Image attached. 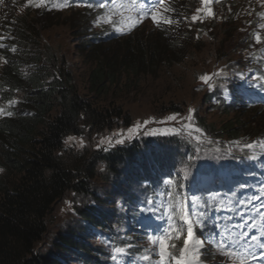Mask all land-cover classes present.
Returning <instances> with one entry per match:
<instances>
[{
  "label": "trees",
  "instance_id": "trees-1",
  "mask_svg": "<svg viewBox=\"0 0 264 264\" xmlns=\"http://www.w3.org/2000/svg\"><path fill=\"white\" fill-rule=\"evenodd\" d=\"M101 4L105 5L102 0H84L82 9L72 6L67 16L58 10L64 24H52L59 14L46 18L44 30L50 35L57 29L61 37L79 42L68 55L59 43L33 40L39 16L24 15L17 26L6 22L0 108L14 114H0V264H143L146 249L135 242L147 231L168 227L175 198L193 213L207 202L212 233H221L246 213L264 207V159L261 167H246L241 161L232 170L223 167L234 174L229 176L232 183L228 186L217 178L209 184L215 190L208 192L196 184L190 190L182 173L183 164L195 160L199 147L218 146L223 153L228 143H234L232 157L238 159L247 143L264 141V107L247 95H254V85L262 80L256 78L263 71L254 72L245 92L234 91L243 74L233 78L235 84L227 85L237 99L232 105L214 104L213 92L207 89L198 101L188 91L191 94L214 63L224 70L225 53L202 40L190 51L170 35L109 32V22L94 24L92 12L106 9ZM205 45L210 50L203 54ZM224 73L229 77L228 70ZM220 79L213 81V88ZM149 81L155 84L144 98L140 95L148 94L142 89ZM11 100L17 103L10 105ZM190 102L196 103L201 143L164 135L136 138L107 151L65 144L69 136L83 134L89 141L109 130L127 129L156 109L182 113ZM204 107L216 116L206 120L199 115ZM71 195L80 203L72 208V223L62 226L55 221L56 212L63 198ZM122 225L130 231L124 236L116 230ZM108 245L125 247L128 254H117L113 262Z\"/></svg>",
  "mask_w": 264,
  "mask_h": 264
},
{
  "label": "rangeland",
  "instance_id": "rangeland-1",
  "mask_svg": "<svg viewBox=\"0 0 264 264\" xmlns=\"http://www.w3.org/2000/svg\"><path fill=\"white\" fill-rule=\"evenodd\" d=\"M103 1L104 0H102V2ZM105 1H108L109 5L105 11L100 13L94 12V15H96V20L99 17V22L100 20L113 22L117 27L123 28L124 32L126 33L133 31L142 33V35L146 33L159 35L161 34L160 30H164L171 35V38H176V40L181 42L179 45L181 48L190 51H194L192 48L194 43H199L198 37L200 33L208 35L212 46L215 49L220 50L219 52L225 53L224 61L232 60V62L228 63L227 67L224 66L228 70L229 77L226 75L221 76L219 87L216 89L214 88L215 91L212 93L213 103L218 100L219 96H222L219 98L220 101L226 104L229 101H234L233 93L229 94L226 90V87L229 83H231L233 76H237L238 70L240 68L243 67L242 70L243 72L245 71L244 74L246 73L243 87H245L247 81L251 79V73H249L248 69H250V65L252 64L255 57L254 50L259 45L256 44L257 41L255 36H260V34L264 36V29L259 27L260 24L264 23V18L256 15V11H264V7H262L258 0H213V3L209 4L207 7L201 3V0H167L165 1V5L169 8V11L165 12L163 8L158 9V23L153 22L150 15L147 17H141V6L135 10L130 0ZM64 2L65 0H61L59 4H57L61 6L54 5L47 12L43 13V8L45 6L42 0H0V37H2V39H0V44H2L5 34L7 33L6 22L8 20H12V23H16L17 26L19 24L18 21L22 16L34 14L39 16V21L36 23L37 35L33 36V40H39V42L44 44L52 40V45L59 43L60 47L62 48L61 50L65 49L66 54L68 55V52L70 54L72 51L71 46L75 43H79L76 38L68 37L67 35H65L63 38L60 36L61 32H59L57 29H55V34L54 30H52V35L44 30V26L47 24L46 18L50 16H52V18L57 17L59 14L60 16L58 18L52 19V24L55 22L64 24L66 21L63 16L70 14L69 12L72 6H75L77 9H82L84 0H67L66 7L62 6ZM72 3L75 5H72ZM36 4H40L41 6L36 7ZM116 5H123L124 7L117 8ZM197 8L202 9V11L197 13ZM207 8L212 9V12L214 13L213 16H209ZM58 10L62 11L61 14L63 16ZM43 14L45 17L42 16ZM193 15H197L200 18L196 21H193L191 19ZM128 16H131L133 20L139 19V23L135 24L134 27H132L130 24H125L124 21ZM165 19L174 20L176 23H165ZM95 23L97 22L95 21ZM209 45H205L203 54L210 50V47H208ZM249 46L251 47L248 49ZM259 46L264 47V43H261ZM3 50H5V47L0 48V71L2 70L5 63ZM198 50L200 53H202V49ZM187 57L188 56H185V58ZM231 65H234V67H231ZM173 67L176 70H181L178 65H174ZM217 71L218 69H215L213 72H209L206 75L212 78V74ZM159 74L160 76L164 75L162 72ZM216 77L217 76H215V79ZM160 82L161 80L158 79L157 83ZM154 84L155 82H147L142 90H145L148 92V94H141L140 96L148 98L150 95L149 91H151L150 88ZM206 85L207 84L204 81L200 80L196 91H194L193 88L191 90V94L190 91H188V94L190 96L193 94V97L200 101L202 98L201 95L207 89ZM237 89H239V87ZM143 101L146 102L147 100L143 99ZM213 103L211 107L213 106ZM189 104L190 105L187 107L186 113H161L159 109H156L154 115L143 120L137 119L129 128H135L137 124H139L140 127L131 135V138H128L129 134L127 130L129 128L114 129L106 131L101 135L90 137L89 146L95 150L108 149L124 144L127 141H131L136 138L164 135H174L176 137H181L183 138L184 142L188 144L192 141L201 143V131L196 124V118L194 116L196 103ZM190 108L194 109V111L191 113L192 118L189 121L187 116L189 115L188 110ZM198 112L199 115L204 114L206 120H210L211 116H216L215 113L210 112V110L206 107L202 108V110L200 108ZM169 115H176L177 118L175 120H167L166 117ZM184 125H190V127H183ZM197 129H199V131H197ZM118 132L122 133V136H117L115 139H124V143L117 144L115 143V139H113L112 143L109 144L107 138L113 137V134ZM73 137L76 139L68 143L72 147L81 148L86 144V139L84 136ZM101 139H104L103 144H100ZM210 142H213V140H210ZM98 144H100V147H97ZM235 147L236 146L234 144L228 143V149L223 153L221 152V150H224L222 147L217 146V149L211 146H208L204 149L199 147L195 160L193 162H186L182 166V173L184 175L185 181L188 183L189 189L192 190L194 184H196L198 188L201 187L203 190L208 191L207 188L209 184L213 183L217 178L222 182H228L230 175L225 169H223V167L232 170L234 166L240 162V160L249 164H257V159L261 160L264 155L263 144L259 143L255 149H252L254 153L253 155L242 159H236L232 157L233 149ZM248 148L250 147H246V149ZM209 177H212V180H210ZM78 203H80V201L76 199L74 195L65 196V198L62 200V203L58 207L55 221L62 222V226H65L67 223L70 225L72 223V208ZM187 209L189 208L187 207ZM189 210L193 213L191 209ZM116 230L121 232V234H119L120 236H124L125 233L130 232L129 230L125 231L126 225H122ZM148 235L154 234L146 233L141 235V239L136 241L135 244L145 247L147 252L145 255L149 256L150 259L144 262L147 264H157L159 260L157 254L159 244L158 242L153 244L151 241H149ZM177 242L178 241L175 243L177 244ZM177 248L179 247L177 246ZM126 254H128L127 251L125 255ZM218 254L219 253L216 252L215 245L206 243L205 250H202L201 253L202 264H209L210 259H220V257L215 256ZM177 255H179L178 252ZM219 256L222 257L221 254H219ZM222 261L223 259L218 261L217 264H221ZM166 264H175V261L169 260L166 261Z\"/></svg>",
  "mask_w": 264,
  "mask_h": 264
},
{
  "label": "snow or ice",
  "instance_id": "snow-or-ice-1",
  "mask_svg": "<svg viewBox=\"0 0 264 264\" xmlns=\"http://www.w3.org/2000/svg\"><path fill=\"white\" fill-rule=\"evenodd\" d=\"M136 0H133V6H135ZM259 3H261L262 7H264V0H258ZM201 3L207 7L209 4L213 3V0H201ZM40 4H36V7H40ZM61 6V5H57ZM64 7L67 6V0H65L64 4L62 5ZM101 8H104L105 5L101 4ZM117 8L124 7L123 5H116ZM163 8L165 12L169 11V8L165 5V0H152V9L151 11L147 12L146 14L150 15L153 22L158 23L157 16H158V9ZM202 9L197 8L196 12H201ZM209 16H213L214 13L212 12L211 8H207ZM141 13L144 14L143 6L141 7ZM256 15L260 16L261 18H264V11L256 13ZM200 17L197 15H193L191 19L193 21L198 20ZM97 23H99V17L96 20ZM125 24H130L132 27L135 26V24L139 23V19L133 20L131 16H128L126 20L124 21ZM165 23H176L174 20H164ZM259 27L261 29H264V23L260 24ZM120 31H123V28L119 29ZM2 39V37H0ZM255 39L257 43H264V41L261 40L259 35L255 36ZM0 48H4L3 44H0ZM12 51H15V48L11 49ZM5 64L7 61H4ZM224 70L220 69L217 72L213 73V76H223ZM242 75V74H241ZM201 81H204L207 84V87L209 89L213 88L215 85L212 81V78L208 75H201L199 77ZM256 79H264V76L257 77ZM261 87H264V83L260 85ZM17 101L11 100L9 101V104H15ZM194 111V109H189V115L187 116V119L191 120V113ZM0 114H4L8 117H11L14 113L12 111H6L2 108H0ZM177 117L176 115H169L166 117L167 120H175ZM140 125L137 124L135 128H129L127 130L129 137L131 138V135L139 129ZM183 127H190V125H184ZM199 131V129H197ZM117 136H122V133H114L113 137L107 138L108 143L111 144L112 140L115 139ZM76 138L69 136L65 140V144H68L72 141H74ZM104 143V139H101L100 144ZM115 143L120 144L124 143V139H115ZM82 144V141H81ZM100 144L97 145V147H100ZM245 147H251L250 144L245 145ZM107 151V149H104ZM3 169H0V172H2ZM166 183L171 184L173 181L168 180ZM179 187H183L182 184L179 185ZM168 196L170 199H172V193L168 192ZM176 199V204L173 206V216L169 217V225L167 229L164 231L163 234L160 235H148V240L151 241L153 244H156L158 242L159 249H158V257L159 260L157 264H166V261L172 260L175 261V264H202L201 259V253L202 250H205L206 243H215L216 252L221 254L225 258V264H248L249 260L255 259L254 254L250 251V249L255 244L257 237L252 236L251 241L252 243H249L247 246H244L243 244H239L238 241L234 240L229 234L226 238H221L219 240L213 241L214 235H219V233H212L211 231H208V223L210 220V217L207 215V202H205V207L203 209H198L197 213H192L189 209H187L183 202L179 200V198ZM193 201L196 203H199L198 198L193 197ZM151 203V201H148ZM67 203V202H66ZM178 218V223L174 224L172 221H176ZM255 226L254 224L252 225ZM199 231V234H198ZM207 231L208 240L206 241L204 239L205 232ZM182 239V246L177 248L176 241H180ZM227 240V242H225ZM237 245L236 247H233V245ZM260 248L264 249V243H260L258 245ZM108 247L111 249L109 255L113 262L117 261L118 256L117 254H124L126 252L125 247H112V245H108ZM177 252L179 255H177ZM144 261H147L150 259L149 256L145 255L142 257Z\"/></svg>",
  "mask_w": 264,
  "mask_h": 264
},
{
  "label": "water",
  "instance_id": "water-1",
  "mask_svg": "<svg viewBox=\"0 0 264 264\" xmlns=\"http://www.w3.org/2000/svg\"><path fill=\"white\" fill-rule=\"evenodd\" d=\"M53 0H45V3L49 5Z\"/></svg>",
  "mask_w": 264,
  "mask_h": 264
}]
</instances>
